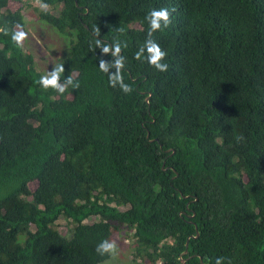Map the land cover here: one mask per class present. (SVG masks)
<instances>
[{"label":"trees","instance_id":"16d2710c","mask_svg":"<svg viewBox=\"0 0 264 264\" xmlns=\"http://www.w3.org/2000/svg\"><path fill=\"white\" fill-rule=\"evenodd\" d=\"M9 1L0 264H103L96 246L115 232L132 239L134 261L264 264V0H19L71 35L61 81L79 87L63 94L40 87L34 55L12 42L26 22ZM161 8L171 23L148 36L146 16ZM150 39L167 72L147 62ZM121 57L130 94L109 83Z\"/></svg>","mask_w":264,"mask_h":264},{"label":"clouds","instance_id":"9594fccd","mask_svg":"<svg viewBox=\"0 0 264 264\" xmlns=\"http://www.w3.org/2000/svg\"><path fill=\"white\" fill-rule=\"evenodd\" d=\"M43 10L47 11V6H43ZM171 11H175V9H172ZM146 20L149 24V30H148V36H153V34L163 28H166L171 23V12L168 8H161L159 10L153 9L151 10L147 16ZM97 35H99V29L96 30ZM5 35H8V32L5 31ZM27 32L23 30V27L18 25L15 30L11 33V40L14 43V45L19 48H24V42L27 39ZM145 44L147 46V62L150 66H152L154 69H156L159 72H167L169 65L164 62L167 53L161 49L158 43H156L153 39L146 40ZM96 45H100L99 39L96 40ZM103 53H108L110 51L109 47L103 46L102 47ZM121 52V47L117 43L115 46V52L113 55L119 56V53ZM141 52H143V48H141L140 52L136 53V59L140 60L141 58ZM115 67L117 68V74L115 76H109V83L112 87H115V84L117 81L120 82V89L125 94H130L133 90L132 88L124 83V77L120 73V69L124 67V58L121 57L120 59H117L115 61ZM99 69L101 72L106 73L107 72V65L104 61H100L99 63ZM65 72L64 64H55L54 68L51 71H48L45 75H42L39 80L38 84L42 89L45 91L47 90H53L57 93L63 94L69 86H72L74 88H78L79 84L74 83V80L72 76H67L63 79V82L61 81V76ZM240 139V138H238ZM118 251V246L115 241L110 240H103L96 246V253L98 256L104 257V256H115ZM215 264H224V257H218L215 260Z\"/></svg>","mask_w":264,"mask_h":264},{"label":"rangeland","instance_id":"374dc122","mask_svg":"<svg viewBox=\"0 0 264 264\" xmlns=\"http://www.w3.org/2000/svg\"><path fill=\"white\" fill-rule=\"evenodd\" d=\"M36 1L29 2L28 5L19 0H10L9 7L17 9L23 6L25 18V30L28 34L24 42L25 49L34 55V60L37 68L45 75L48 71L54 68L55 64H60V60L66 53L71 40V35L57 31L53 26L39 18L37 13L32 8L37 5ZM35 183H32L34 186ZM93 218V217H91ZM57 227L66 233L68 231L67 221L64 217L58 220ZM118 246V251L115 256H110L103 264H162V262L148 263L141 262V259L134 261L132 254V239L129 236L121 235L115 232L112 236Z\"/></svg>","mask_w":264,"mask_h":264},{"label":"water","instance_id":"95a60500","mask_svg":"<svg viewBox=\"0 0 264 264\" xmlns=\"http://www.w3.org/2000/svg\"><path fill=\"white\" fill-rule=\"evenodd\" d=\"M110 50H112V47L110 48ZM149 97H150V95L148 97H146V99L149 100ZM149 135H150V131H148L147 136L149 137ZM152 140H157V139H152ZM163 166H164V164H163ZM195 236L196 237L199 236V231H197V234ZM188 245H189V239H187V241H186V248L183 251V254L187 253V251H188ZM207 264H209V263H207Z\"/></svg>","mask_w":264,"mask_h":264}]
</instances>
